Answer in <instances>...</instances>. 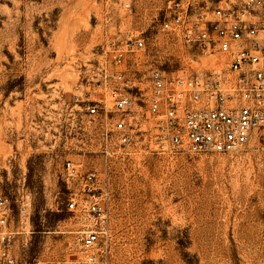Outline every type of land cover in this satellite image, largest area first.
<instances>
[{"label": "rangeland", "instance_id": "rangeland-1", "mask_svg": "<svg viewBox=\"0 0 264 264\" xmlns=\"http://www.w3.org/2000/svg\"><path fill=\"white\" fill-rule=\"evenodd\" d=\"M164 9L165 0H0V194L11 200L22 264L79 255L75 235L97 220L67 203L71 194L86 197L79 180L88 172L103 193L97 225L111 264H264L260 151L162 152L144 116L123 151H99L86 81L130 31L154 37ZM157 37L150 57L176 72L187 56ZM210 59L204 67H214ZM66 160L80 172L71 189ZM26 194L28 218L20 214Z\"/></svg>", "mask_w": 264, "mask_h": 264}, {"label": "built area", "instance_id": "built-area-1", "mask_svg": "<svg viewBox=\"0 0 264 264\" xmlns=\"http://www.w3.org/2000/svg\"><path fill=\"white\" fill-rule=\"evenodd\" d=\"M152 23L154 37L130 31L86 81L99 151L108 157L123 151L144 116L153 122L150 140L159 151L235 154L253 147L264 158V0H165ZM158 35L178 43L188 58L176 72L150 57ZM209 58L214 67L206 68ZM63 170L71 189L79 167L66 160ZM79 184L86 197L71 194L68 209L97 221L75 235L78 256L43 264H111L108 238L97 225L105 207L96 174L86 173ZM30 208L26 194L20 214L28 218ZM13 222L11 200L0 194V264H22Z\"/></svg>", "mask_w": 264, "mask_h": 264}]
</instances>
